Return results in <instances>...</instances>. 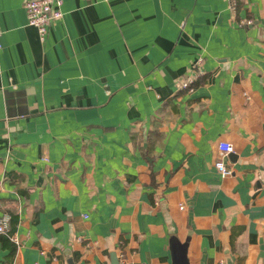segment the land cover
<instances>
[{
  "label": "crops",
  "instance_id": "obj_1",
  "mask_svg": "<svg viewBox=\"0 0 264 264\" xmlns=\"http://www.w3.org/2000/svg\"><path fill=\"white\" fill-rule=\"evenodd\" d=\"M24 3L0 0V264H264V0H63L45 40Z\"/></svg>",
  "mask_w": 264,
  "mask_h": 264
},
{
  "label": "built area",
  "instance_id": "obj_2",
  "mask_svg": "<svg viewBox=\"0 0 264 264\" xmlns=\"http://www.w3.org/2000/svg\"><path fill=\"white\" fill-rule=\"evenodd\" d=\"M229 7L233 12L237 11L239 6V0H228ZM25 8L27 12L28 23L31 26L37 28L41 40H45L46 35L48 33L49 26L56 20L62 18L63 11L62 5L63 0H25ZM242 24H252V19H243L241 21ZM3 34V30L0 27V49L2 48L1 37ZM203 58L200 57L197 59L195 65L198 68V71H193L189 78L186 80H181L179 82V89L181 90H193L196 80L203 74L202 67ZM219 150L221 154V158L215 162V166L219 169L221 174L225 176H229L232 174V169L228 167V165L224 161V157L234 151V146L229 141H221L219 142ZM160 203V199H156V204ZM184 204L180 205V208H184ZM10 229V216L8 214H4L0 216V234L7 233ZM121 257L124 259L125 253L121 250Z\"/></svg>",
  "mask_w": 264,
  "mask_h": 264
},
{
  "label": "water",
  "instance_id": "obj_3",
  "mask_svg": "<svg viewBox=\"0 0 264 264\" xmlns=\"http://www.w3.org/2000/svg\"><path fill=\"white\" fill-rule=\"evenodd\" d=\"M174 246H177L178 245V241L174 239V242H173ZM184 253H185V246H183V251H177V264H187L186 262V259L184 257Z\"/></svg>",
  "mask_w": 264,
  "mask_h": 264
}]
</instances>
